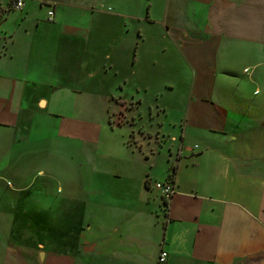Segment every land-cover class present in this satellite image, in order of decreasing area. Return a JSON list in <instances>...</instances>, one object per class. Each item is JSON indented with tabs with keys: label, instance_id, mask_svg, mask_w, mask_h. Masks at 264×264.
I'll return each mask as SVG.
<instances>
[{
	"label": "crops",
	"instance_id": "0c3cea01",
	"mask_svg": "<svg viewBox=\"0 0 264 264\" xmlns=\"http://www.w3.org/2000/svg\"><path fill=\"white\" fill-rule=\"evenodd\" d=\"M101 1L0 0V264H264V0H166L154 44Z\"/></svg>",
	"mask_w": 264,
	"mask_h": 264
},
{
	"label": "rangeland",
	"instance_id": "374dc122",
	"mask_svg": "<svg viewBox=\"0 0 264 264\" xmlns=\"http://www.w3.org/2000/svg\"><path fill=\"white\" fill-rule=\"evenodd\" d=\"M103 1V0H102ZM101 1V2H102ZM100 2V4H101ZM105 8L107 11H109L110 13H122L124 12V19L123 18H112L111 16V25L113 24H121L122 22L128 21L129 22V26L132 27L135 25L136 21H135V16H141L143 18L148 19L147 21H142V26H143V33H145V37H147L149 39L148 42L150 43H155V39L157 36V27L153 26L149 21H152V19L156 16H158V14L162 13V10L164 8V5H166V0H105ZM103 4V3H102ZM13 13H18L20 12L18 9H14L12 11ZM131 15H134L131 16ZM132 23V24H131ZM130 31L132 30H137V28H129ZM127 78L128 82L124 83V87H125V91L121 92V94H124L125 96L129 97L132 95L133 93V86L135 84L134 82V76L133 75H129L126 77H120V80ZM140 81H144L147 80L149 78H146L145 76H141L139 77ZM130 83V84H129ZM127 85H130L131 87H126ZM115 100H111L109 102L110 108L108 106V110L104 107H99L98 105L96 106L95 110H94V115L97 117L101 118H105L108 115V112L110 114L111 117V121L113 122V124H117L119 123L120 125H127L128 127L130 126H135L134 124H136V116L134 114L135 110H134V106L132 103H128L127 106L124 108H121L117 111V107L118 105L115 103ZM105 104H107V99L105 98ZM82 114H85V112H83ZM156 127V126H155ZM134 128V127H133ZM138 133H140L141 136L147 137L148 139H150L152 142L154 143V147L153 149H157L160 144H162V141L160 139L159 135H154L151 134V132H147L145 130H142V128L139 129H133L131 130V136L130 139H135V141L137 140L136 138L138 137ZM134 142V141H133ZM99 151V150H98ZM156 157L154 158L155 161H159V157L163 158V154H159L158 151H156ZM35 169L36 168H44L43 164H35L34 165ZM39 182H37L36 184H38ZM160 194V193H159ZM158 194V195H159ZM160 196V195H159ZM99 214L98 210H92V216H97ZM70 226V225H69ZM41 227H45V225H39V223L37 224H33L31 227V233L33 235V237H38L39 232L41 233V231H44V233H46V237H51V240H49L48 238L46 240H44L45 243L54 245V244H58V242L55 241L54 239V234H53V224L51 225H47V230H42ZM49 227V230H48ZM24 230L23 229V225L17 224L15 225V232L16 231H21ZM41 229V230H40ZM65 231V229H63ZM48 231V232H47ZM29 232V230L27 231ZM51 232V233H50ZM49 236H48V235ZM27 242L29 243L30 241L27 240ZM62 245V247H64V241L60 242Z\"/></svg>",
	"mask_w": 264,
	"mask_h": 264
},
{
	"label": "built area",
	"instance_id": "2783aa9c",
	"mask_svg": "<svg viewBox=\"0 0 264 264\" xmlns=\"http://www.w3.org/2000/svg\"><path fill=\"white\" fill-rule=\"evenodd\" d=\"M44 1V0H41ZM13 9H23L25 6V0H12L11 2ZM55 19V10L50 8L48 11V20L53 21ZM198 147V146H197ZM170 179L167 180H159L154 183V188L160 193L159 195L165 200H168L176 193V188L173 184V181ZM169 256L168 252L162 250L160 253V257H158V261L160 264H164Z\"/></svg>",
	"mask_w": 264,
	"mask_h": 264
},
{
	"label": "clouds",
	"instance_id": "9594fccd",
	"mask_svg": "<svg viewBox=\"0 0 264 264\" xmlns=\"http://www.w3.org/2000/svg\"><path fill=\"white\" fill-rule=\"evenodd\" d=\"M58 155L64 156L67 159H71V157L68 154H64V153H57Z\"/></svg>",
	"mask_w": 264,
	"mask_h": 264
},
{
	"label": "trees",
	"instance_id": "16d2710c",
	"mask_svg": "<svg viewBox=\"0 0 264 264\" xmlns=\"http://www.w3.org/2000/svg\"><path fill=\"white\" fill-rule=\"evenodd\" d=\"M175 173H176V172L174 171V172H173V175L171 176L172 179H174V177H175ZM172 179H171V180H172Z\"/></svg>",
	"mask_w": 264,
	"mask_h": 264
}]
</instances>
